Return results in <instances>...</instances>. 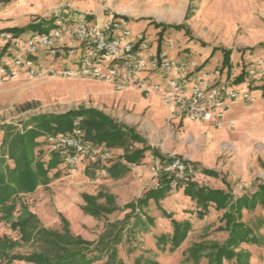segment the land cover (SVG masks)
<instances>
[{
  "label": "rangeland",
  "instance_id": "374dc122",
  "mask_svg": "<svg viewBox=\"0 0 264 264\" xmlns=\"http://www.w3.org/2000/svg\"><path fill=\"white\" fill-rule=\"evenodd\" d=\"M58 1L65 2L61 7L64 16L71 11L97 17L126 16L131 21L132 30L144 33L153 43V51L161 47L169 51L172 58L195 61L203 71L215 72L224 68L228 73L233 68L234 75L239 78L243 66L264 51V0H0V31L27 38L43 30L52 25L54 20H49L48 16L53 12H46ZM158 23L169 26L159 27ZM181 24L186 29L175 27ZM170 44L174 46L170 48ZM4 47L5 43L0 39V65L17 55L16 50L1 52ZM225 50H231L228 66L224 64ZM82 56L80 50L64 59L50 57L43 63L75 68ZM89 80L97 81L54 77H20L4 81L0 78V126L11 124L23 130L33 116L61 114L79 106L93 107L94 100H101L111 108V117L135 128L164 155L190 162L191 177L199 185L224 189L236 199L256 192L264 182L263 88H252L256 98L252 102H232L224 123L214 126L190 120L174 122L171 117L162 119L163 115L150 121L149 110L139 109V106L133 110L123 93H111L99 99L88 97L89 90L103 87ZM248 80L245 77L240 83L248 84ZM2 138L3 133H0V144ZM142 146L135 144V147ZM40 148L43 149L42 158L47 160L51 151L45 145ZM146 155V162L129 166L120 178L99 174L97 168L88 169L87 166L62 169L60 178H54L35 193L17 198V208L11 218L16 221L20 217L22 203L48 228L61 230V216H64L75 236L94 242L91 251L96 257L94 264H103L107 260L97 242L106 236L113 237L112 232H120L117 249L124 264H135L139 257L156 260L159 264H209L208 255L215 251L216 244H225L229 235L221 228L224 227L222 212L211 207L204 218H199L196 203L184 195L183 188L173 187L168 197L161 201V206L173 213L174 218L179 221L188 219L192 223L187 239L174 252L169 250V245L165 251L158 246L157 237L170 235L173 228L170 219L164 217L154 201L143 213L138 211L137 216L134 214L125 222L122 221L130 210L116 211L100 218L84 212L83 193L113 195L116 204L122 207L129 202L136 203L148 190L157 187L162 166L150 151ZM118 158L119 152H116L113 160ZM202 169L215 170L220 178L206 176L201 173ZM99 202L104 204L105 200ZM2 215L0 211V239L20 240L19 231L12 229ZM147 215L153 217L154 224L148 222ZM243 220L254 229L260 226L256 232L261 239L264 238L263 208L245 209ZM22 244L13 253L28 254L37 248L32 242ZM242 247L251 253V264H264V245L244 244ZM194 249L198 251L197 259L192 255ZM225 264L236 263L226 261Z\"/></svg>",
  "mask_w": 264,
  "mask_h": 264
},
{
  "label": "trees",
  "instance_id": "16d2710c",
  "mask_svg": "<svg viewBox=\"0 0 264 264\" xmlns=\"http://www.w3.org/2000/svg\"><path fill=\"white\" fill-rule=\"evenodd\" d=\"M189 18V14L187 15ZM158 26H166L158 23ZM171 26V25H170ZM185 28L184 24L175 25ZM186 29V28H185ZM17 32L16 30H9ZM2 31H0L1 33ZM4 52V50H1ZM224 64L231 62V50H225ZM232 67V66H231ZM80 120V126L85 132V138L97 147L111 150L114 154L122 150L118 160H112L106 166L111 178H120L129 170V165H141L146 152L159 159L162 169L159 172L158 185L148 190L136 203L129 202L124 206L116 204L113 195L99 192L97 195L83 193V210L95 218L113 214L116 211L130 210L122 222L127 221L137 212L144 209L154 201L162 214L170 219L173 231L170 235L157 237L158 246L166 250L176 251L187 239L192 230L190 220L179 221L173 213L161 206L173 187L183 188L185 196L196 203L197 215L204 218L211 207L222 212L221 220L224 222L222 230L228 232L225 244H216L215 251L208 255L209 264H225L226 261H235L236 264H251V253L243 249L244 244L264 245V238L259 237L258 229L244 222V210H254L258 206L264 209V182L258 186L256 192L234 198V195L224 189L201 186L191 177L190 162L184 160L186 165L185 176L177 177L176 172L165 171L174 158L164 155L159 149L152 146L138 131L124 123L115 120L110 115L95 107L79 106L61 114H40L33 116L19 130L11 124L0 126L3 138L0 144V211L2 218L10 222L11 228L21 234L20 240L10 237L0 239V264H94L96 257L91 255L94 242L75 236L70 228V222L61 216L62 229L48 228L42 225L41 220L25 204H21L20 217L15 221L12 215L16 210V199L24 194L35 193L39 187L49 185L54 178H60V170L71 168L61 157L50 152L47 160L42 158L41 146L47 145V137L52 134H67L72 132L75 122ZM44 138V140H42ZM135 144H143L135 147ZM88 169H96L98 165H87ZM197 171V168H194ZM54 171L53 174H51ZM206 176L220 178V174L212 169H202ZM190 176V177H189ZM224 183L226 180L222 178ZM104 199L101 204L99 200ZM146 219L154 224L153 217L147 215ZM145 224V223H143ZM149 224V225H150ZM112 228L116 225H111ZM148 228L146 227V230ZM145 230V229H144ZM105 236V235H104ZM113 237H103L97 242L99 248L104 250L107 260L103 264H124L119 258L117 246L120 244V232H112ZM34 243L37 247L28 254L13 253L23 245ZM197 249L192 250L194 259L198 258ZM135 264H159L156 260L139 257Z\"/></svg>",
  "mask_w": 264,
  "mask_h": 264
},
{
  "label": "built area",
  "instance_id": "2783aa9c",
  "mask_svg": "<svg viewBox=\"0 0 264 264\" xmlns=\"http://www.w3.org/2000/svg\"><path fill=\"white\" fill-rule=\"evenodd\" d=\"M62 9L48 16L49 20H54L52 25L27 38L10 32L0 33L5 43L2 50L17 51L9 62L0 65L2 80L20 77L93 79L112 84L117 92L136 91L147 97L159 96L172 119L214 126L224 123L232 102H252L256 100L252 88L264 89V51L243 66L239 78L234 75L233 68L228 73L224 68L203 71L195 61L172 58L161 47L153 51V43L144 33L134 32L126 16L97 17L72 11L64 16ZM80 50L83 56L75 68L43 63L50 57L64 59ZM245 77L250 80L244 85L240 82ZM80 120L75 122L70 133L49 135V150L70 165L71 170L98 165L99 174L109 175L106 166L115 154L88 141ZM172 158L173 163L164 170L184 177V160Z\"/></svg>",
  "mask_w": 264,
  "mask_h": 264
},
{
  "label": "crops",
  "instance_id": "0c3cea01",
  "mask_svg": "<svg viewBox=\"0 0 264 264\" xmlns=\"http://www.w3.org/2000/svg\"><path fill=\"white\" fill-rule=\"evenodd\" d=\"M65 2H56L55 4H51L50 8L47 10V13H52L58 9H61V7H63L65 4ZM174 46V45H173ZM172 48V47H171ZM162 49V48H161ZM169 55L170 52L168 51ZM76 80H81V79H76ZM88 81V80H87ZM90 81V80H89ZM90 82H94L96 84L102 85L103 87L101 89H98L97 87L93 90H89L88 94H90L88 97L94 96L96 98H100V97H104L107 96L108 94L111 93H118L115 91L114 86L110 83H106V82H97V81H90ZM109 89L108 91L105 89ZM93 91V92H92ZM125 94V101L128 103V105H130L132 107V109H136V107L139 106V109H148L150 114H149V119L150 121H153V118H155L156 116H161L163 115V118H167V119H171V112L170 110L164 106V104L161 101V98L159 96L156 95H151V96H144L143 94L136 92V91H124V92H120ZM93 107L98 108L100 110H102L103 112H105L106 114L112 116V114L110 112L111 108L104 102H102L101 100H94ZM163 112V114H162ZM138 116L140 114H137ZM143 115V114H141ZM174 122H189V120L187 119H173ZM126 124V123H125ZM150 144V143H149ZM119 154L122 155L123 151L122 150H118ZM147 153V152H146ZM147 160V155L145 156L143 162H146ZM131 166V165H129Z\"/></svg>",
  "mask_w": 264,
  "mask_h": 264
}]
</instances>
